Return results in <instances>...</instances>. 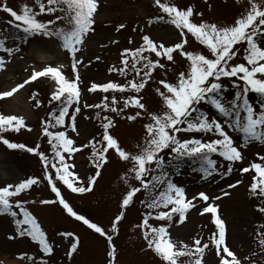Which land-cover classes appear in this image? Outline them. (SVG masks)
I'll list each match as a JSON object with an SVG mask.
<instances>
[{
    "label": "snow or ice",
    "instance_id": "obj_1",
    "mask_svg": "<svg viewBox=\"0 0 264 264\" xmlns=\"http://www.w3.org/2000/svg\"><path fill=\"white\" fill-rule=\"evenodd\" d=\"M34 3L35 6L24 4L18 12L8 6L7 0L0 2V11L12 18L7 23L16 30L0 36V52L10 57L21 51L20 44L26 45L36 37L47 38L67 53L72 75L65 74L63 64L34 66L23 83L0 92V98L11 97L25 85L47 78L54 82L48 104L56 105L42 120V135L50 146L51 157L41 150L39 143L30 147L0 135V142L7 149L25 150L38 157L42 165L41 177L29 176L0 186V215L10 216L15 225L8 239L30 238L42 253L40 264H47L44 257L54 253V244L27 207L30 201L21 199L22 194H28L34 186L46 182L54 198L31 203L59 205L69 217L104 237L109 248L108 264H118L114 236L118 235L127 210L141 193L143 198L139 203L145 211L136 227L141 229L146 249L151 250L161 264H207L206 255L212 252L216 264H245L248 258L238 256L227 243L226 221L216 203L221 196L210 197L201 191L189 197L185 187L173 177L180 174L186 163L193 166L192 171L198 172L202 180H211L218 175L230 176L234 165L245 160L243 152L246 148L257 143L264 145V0H248L247 9L231 24L204 20L203 12L192 5L181 7L175 0H153L157 14L148 20V24L172 26L177 32V42L166 45L150 34H142L139 46L123 49L119 64L108 69L110 73L124 77L123 82L114 79L93 81L88 85H83L80 68L85 64L83 49L90 35L95 33L100 0H34ZM43 14L52 18L39 19ZM123 28L125 25L120 24L116 30ZM189 36L204 46L209 55L187 50ZM10 40L12 46H8ZM241 51L244 62H234ZM177 56L184 58L188 66L176 73L175 81L154 75L163 72L166 77L170 67L175 71ZM5 67V57L0 56V70ZM130 73L134 74L131 79L128 78ZM150 81L158 85L154 89L162 104L158 112L149 111L144 102L142 93ZM85 92L103 95L99 103L89 104L82 102ZM252 93L259 97L256 103L250 102ZM35 105L39 108L41 101L35 99ZM203 106L212 111L204 110ZM83 109L100 110L95 112V119L100 121L102 131L99 139L93 137L86 144H77L70 132L79 136L78 116L84 115ZM127 110L134 112L128 114ZM102 112L128 121L147 118L142 143H137L134 151L125 148L112 134L111 130L116 126L114 116L101 115ZM24 128L31 131L23 116L0 113V133H18ZM86 148H91L95 173L85 182L75 170L72 158ZM110 152L127 165L122 177L126 190L118 214L111 222V234L76 211L58 186L62 184L72 193L91 192L101 176L102 167L109 162ZM256 155L260 162L241 166L239 171L253 173L249 193L262 201L257 211L264 214V154ZM241 183L243 181L237 179L227 187L236 188ZM222 195L230 193L224 191ZM200 202H203L202 206ZM192 210H198L200 215L209 214L215 231L207 239L197 235L189 244L174 239L171 228L184 225ZM153 220L158 225L151 223ZM59 235L69 241L66 255L71 258L78 251L80 237L72 231ZM257 236L264 247V232L258 231ZM181 257L187 260L183 261ZM17 259L37 264L36 258L27 253L18 254Z\"/></svg>",
    "mask_w": 264,
    "mask_h": 264
},
{
    "label": "rangeland",
    "instance_id": "obj_2",
    "mask_svg": "<svg viewBox=\"0 0 264 264\" xmlns=\"http://www.w3.org/2000/svg\"><path fill=\"white\" fill-rule=\"evenodd\" d=\"M175 2L181 7L194 6L197 11L203 12L204 20L224 24H231L248 7V0H175ZM7 4L18 12L21 11L24 4L35 6L34 0H7ZM156 14L157 9L153 0H100L95 33L90 35L83 49L85 64L80 68L83 85H88L93 81L106 82L114 79L123 82L124 77L118 76L117 73H110L108 69L119 64L120 53L123 49L139 46L142 42V34H150L154 39L162 41L166 45L177 42V32L172 26L148 24V20ZM51 18L48 14L39 17L41 20ZM10 19L12 18L7 13L0 11V36L16 31L7 23ZM199 19V17L196 18L197 22H199ZM120 24H124L125 28L117 31L116 29ZM19 34L17 33V35ZM45 40L46 38L36 37L29 40L26 45L20 44L21 51L10 57L0 52V56L5 57L6 64V67L0 70V92L6 91L4 86L8 80L23 83L34 66H43L35 58H37L36 47L42 45ZM130 40L132 43H129ZM49 41L54 44L51 53L58 55V59L52 60L48 64L53 66L63 64L65 74L71 76L72 71L67 53L60 49L55 41ZM112 41H117V43H112ZM8 46H12L11 40L8 42ZM186 48L189 51H198L209 55L208 50L191 36H189V43ZM97 56L100 57L99 60L95 59ZM89 60H91L90 64L88 63ZM176 61L175 71L170 67L166 77H164L163 72L154 75L158 78L175 81L176 73L186 70L188 66L186 60L180 56L176 57ZM234 62H244L242 51ZM133 75V73H130L128 78L131 79ZM53 84L54 82L47 78H40L38 81L25 85L24 92L20 93L29 105V112L25 117V121L31 131L24 128L18 133L8 131L0 133V135H4L12 142L24 143L30 147L39 143L41 150L51 157L53 154L50 146L42 135V120L47 118L48 112L56 106L55 103L48 104L50 92L54 90ZM157 86V84L150 81L142 93L148 110L153 112L162 109L161 100L154 91ZM229 94H231V90H229ZM102 95V93L85 92L82 102L99 103ZM34 96L35 99L41 101L39 108L35 105ZM249 98L252 103L259 100V97L254 93L250 94ZM203 107L206 111H212L208 106ZM96 111L100 110L83 109L84 115L78 116V137L69 130L70 135L76 139L77 144H86L93 137L99 139L102 129L100 121L95 119ZM133 112L134 110H127L128 114H133ZM0 113L19 115L15 111L12 96L0 98ZM101 115L114 116V114L108 112H102ZM85 116L91 118L86 119ZM114 119L116 126L111 130L112 134L119 139L125 148L134 151L136 144L143 141V125L148 122L147 118L128 121L126 118L114 116ZM1 152L4 153V156H1L2 162H8V164H6V167H4L5 164H3L4 166L0 164L2 166L0 167L2 169L0 177L8 176L9 183L18 182L29 176H42V165L35 155L22 149H7L0 142ZM257 153L264 154V145L257 143L246 148L243 152L245 160L234 165V171L230 176L218 175L211 180H202L198 172H193L190 166L184 165L180 174L173 177L178 184L185 187L189 197L195 196L201 191L206 192L210 197L221 196V199L216 203L219 204L220 214L226 221L227 243L238 256L248 258L245 264H253V255L256 250L259 252L262 249L260 251L261 256L263 257L264 254V247L259 244L260 237L257 236L258 231L264 232V227H261L264 223V214L257 211V206L261 205L262 201L249 193L253 173H241L239 171L241 166H247L251 162H260L257 160ZM72 162L75 164V170L80 178L85 182L89 176L95 173V167L91 159V148L82 149L74 154ZM126 167L127 165L124 162L120 161L113 152H110L109 162L102 167L101 176L91 192L84 194L72 193L62 184L58 186L61 187L63 195L76 211L99 223L111 234V222L114 216L118 214L121 198L126 190V185L122 179ZM237 179H241L243 183L236 188L229 189L227 185L234 183ZM2 183L0 182V186L3 185ZM224 191L229 192L230 195L223 196ZM53 198L54 194L50 191L46 182L34 186L28 194H22L21 196V199L30 201L27 207L38 218L41 226L47 232L50 242L54 244V253L51 256L44 257L47 264H108L110 258L107 256V252L109 248L104 237L89 230L82 222L69 217L59 205L45 206L31 203L33 200ZM142 198L143 193L138 194L136 203L127 210L125 219L119 225L118 235L114 236L118 264H161L160 259L151 250L146 249L141 229L136 227L141 222L145 211L143 205L139 203V199ZM200 204L202 206L203 202H200ZM151 223L158 225V222L154 220ZM14 228L15 225L10 216L0 215V261L6 264L4 258L18 260V254L27 253L34 256L37 264H40L42 253L38 250L37 244L31 241L30 238L8 239V236L14 232ZM64 231H72L80 237L81 242L78 251L71 258L66 255L70 247L69 241L62 239L59 235ZM213 231H215V226L211 222L210 215H200L198 210H192L189 213L184 225H174L171 228L174 239L183 240L189 244L192 243L193 237L199 235L207 239ZM181 260L186 261L187 258L181 257ZM206 260L207 264H216L214 252L208 253ZM19 262L20 264H30L27 259L24 261L19 260Z\"/></svg>",
    "mask_w": 264,
    "mask_h": 264
},
{
    "label": "bare ground",
    "instance_id": "obj_3",
    "mask_svg": "<svg viewBox=\"0 0 264 264\" xmlns=\"http://www.w3.org/2000/svg\"><path fill=\"white\" fill-rule=\"evenodd\" d=\"M52 48H54V44L51 43L46 38L45 42L42 45L36 47V54H37V56H36L37 58H35L36 61H38L39 63H42L43 65H45V64H48L49 62H51L52 60L55 61V59H58V55H53L51 53V51H52L51 49ZM8 77L10 78L11 76H8ZM16 84H18V83H16L15 81H9L8 80L6 85L4 86V89L5 90H10ZM24 90H25V88L23 87V88L19 89L16 93H14L12 95V102H13L15 111L20 116H23L25 118L27 116L28 112H29V105L26 102V100L23 97V95H21V93L24 92ZM2 155L4 156V153L1 152L0 153V158H1L0 164H2V166H4L3 164H5L4 167H6V164H8V162H2V157H1ZM2 166H0V167H2ZM10 167H11V165H10ZM0 173H2V169H0ZM8 178H9L8 176L0 177V182H3L2 184L9 183ZM4 259L6 261L5 262L6 264H20L19 260H15V259L8 258V257H6Z\"/></svg>",
    "mask_w": 264,
    "mask_h": 264
},
{
    "label": "trees",
    "instance_id": "obj_4",
    "mask_svg": "<svg viewBox=\"0 0 264 264\" xmlns=\"http://www.w3.org/2000/svg\"><path fill=\"white\" fill-rule=\"evenodd\" d=\"M185 165H188V166H190V168H192L193 166H191L190 164H185ZM184 166V165H183ZM264 224V223H263ZM262 224V225H263ZM262 250V249H261ZM260 250V251H261ZM260 251L258 252L257 250H256V252H255V254L253 255V261H252V263L253 264H263L264 263V254H263V257L261 256V253H260Z\"/></svg>",
    "mask_w": 264,
    "mask_h": 264
}]
</instances>
